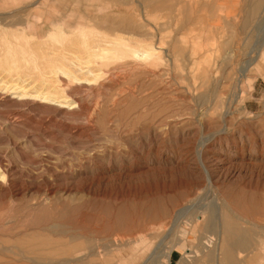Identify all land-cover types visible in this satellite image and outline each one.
Here are the masks:
<instances>
[{
    "label": "rangeland",
    "instance_id": "rangeland-1",
    "mask_svg": "<svg viewBox=\"0 0 264 264\" xmlns=\"http://www.w3.org/2000/svg\"><path fill=\"white\" fill-rule=\"evenodd\" d=\"M157 1L166 9L0 0V32L26 49L127 34L122 19L140 40L165 43L159 66L114 61L96 82H62L74 110L0 91V264H29L15 256L21 239L73 247L87 227L129 241L109 245L121 264H166L178 240L169 264H182L196 247L191 221L212 212L219 224L218 188L248 230L239 263L264 264V14L244 12L264 0ZM51 22L86 26L60 37L47 33Z\"/></svg>",
    "mask_w": 264,
    "mask_h": 264
},
{
    "label": "bare ground",
    "instance_id": "bare-ground-1",
    "mask_svg": "<svg viewBox=\"0 0 264 264\" xmlns=\"http://www.w3.org/2000/svg\"><path fill=\"white\" fill-rule=\"evenodd\" d=\"M143 1L144 6L151 10L162 11L166 9L163 2L157 0ZM116 26L126 29L127 34H119L118 36L114 34L112 37L113 35H88L85 33L86 35L80 36L79 39L70 40L66 43L56 39L57 45L56 47L53 46L54 48L35 42L29 44L26 49L23 45L13 43L14 41H10L8 37L3 35L5 33L0 32V91H12L17 97H29L42 103L54 102L53 104H58L56 108L60 107L61 110L66 108L74 110L75 107L71 108V106L76 103L75 106L78 108L80 105L65 94V90H61L62 82L75 85L96 82L104 74V69L114 61L123 60L121 63L127 61L134 63V65L153 67L161 64L165 43L160 42L157 45L149 40H140L141 38L135 37L139 36L135 32L136 28L133 22L127 19L120 20ZM17 34L19 35V33ZM22 34L25 38L28 37L24 31ZM61 34L62 32H59L58 36L61 37ZM179 41L183 44L187 43L182 37ZM27 53L30 54L27 55ZM235 84L237 85V83ZM236 88L234 86V89ZM0 178L1 180L5 178L4 172L1 170ZM216 195L220 203L219 224L215 223V214L212 212H208L200 222L195 221V219L191 221L192 232L190 234L193 235V233L198 232L195 239L196 247L194 252L189 250L183 254L180 260L182 264H240V253L246 252V249L251 245L248 230L238 225L236 217L232 215L233 212L236 213L230 207V204L235 201L234 198L224 193L220 188L217 189ZM94 228L87 227L86 231L72 236L78 242L77 246L53 248L50 244L44 243L42 246L39 245L40 248H33L29 244L31 241H36V238L32 236L31 241L28 240L29 237L27 240L21 239L19 244L25 247L22 253L15 254L14 251L13 253L19 262L25 261L29 264L30 262H43L44 264H121L109 256V245L113 244L116 248L124 247L129 241L103 237L100 234L101 231ZM93 237L94 239H92ZM107 239L111 241L107 242ZM180 242L181 240H178L170 248H164L163 254L166 264L170 263L173 251L179 250ZM15 256L6 255V258L11 261V259L14 260Z\"/></svg>",
    "mask_w": 264,
    "mask_h": 264
},
{
    "label": "crops",
    "instance_id": "crops-1",
    "mask_svg": "<svg viewBox=\"0 0 264 264\" xmlns=\"http://www.w3.org/2000/svg\"><path fill=\"white\" fill-rule=\"evenodd\" d=\"M110 1L116 2V3L121 4V5H124V4L126 5L127 1H129V0H110ZM143 3H144V1H143ZM244 12L247 14H257V13L264 14V6H262L260 1H259V3L257 2V4H255V5L248 6L247 9L245 8ZM223 13L226 14L227 11H225ZM78 22H76V23H78ZM48 26H49V30L47 33H51V32L69 33L72 31L80 30V29L84 28L86 25H81L79 23L78 24H69V25H67L68 30L65 29V26L60 25L56 22H51V23H49ZM23 31L25 34H27L30 37H34V36L35 37H42V36L30 35L25 30H23Z\"/></svg>",
    "mask_w": 264,
    "mask_h": 264
}]
</instances>
